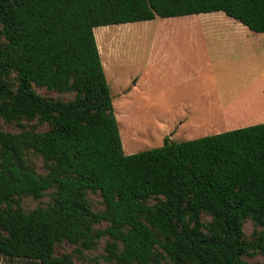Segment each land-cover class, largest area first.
Here are the masks:
<instances>
[{
	"label": "trees",
	"instance_id": "1",
	"mask_svg": "<svg viewBox=\"0 0 264 264\" xmlns=\"http://www.w3.org/2000/svg\"><path fill=\"white\" fill-rule=\"evenodd\" d=\"M218 12L264 34V0H0V259L76 264L56 247L92 250L103 238L112 264L264 257V123L179 143L166 137L126 155L94 34ZM36 88L74 99H48ZM2 122L49 129L12 133ZM50 192L48 207L24 210L25 199ZM89 193L101 196L103 210Z\"/></svg>",
	"mask_w": 264,
	"mask_h": 264
},
{
	"label": "rangeland",
	"instance_id": "2",
	"mask_svg": "<svg viewBox=\"0 0 264 264\" xmlns=\"http://www.w3.org/2000/svg\"><path fill=\"white\" fill-rule=\"evenodd\" d=\"M163 20L165 19L157 17L155 20L149 22L146 25L147 28L144 29L142 25L145 22L100 27L94 30L95 37H97L99 43L98 47L101 52L102 61L105 68H108L109 87L114 98V105L117 107L121 105L126 94H130L126 104L120 107L124 109V117L128 123H126L128 129L123 130V137L127 148L133 150V153L130 155L139 153V151L159 148L163 145L161 140L158 141L157 138V143L154 142V137L160 134L156 130L158 128L157 119L159 117L153 97L156 85L155 75L153 72L149 73L146 83L143 82L142 84L140 83L139 76H137L138 63L142 62L144 57L149 58V52L151 57L155 43L161 44L162 42V37H159L158 41H155V38L158 26L164 25L162 23ZM219 23L218 20L210 18L203 25L190 26L198 28H200L199 26L209 25L221 26ZM174 26L180 27L182 25L176 23ZM103 30H108L109 32ZM255 35L258 38L255 40V37L250 36L249 39L252 43L245 44L241 49V53L248 56L247 61L235 64L233 68L234 72L232 74L227 72L223 76L218 90L210 98L212 103L209 102L208 106L203 108L204 116L202 118L212 120L213 122H217L218 120L225 124L255 122L251 124L253 126L261 124L260 121L264 120V34L256 33ZM195 39L203 42L204 38L198 36ZM173 42L179 44L177 40ZM240 48H236L235 51H238ZM228 49L229 47L226 49L229 52ZM224 60L229 61L227 58ZM253 62L256 63L252 65ZM254 77L260 80H254ZM11 80L15 82L14 76L11 77ZM35 90L41 96L52 100L70 101L74 99V94L61 95L47 89L36 88ZM202 110L200 109V111ZM24 125L25 129H21L15 125H7L2 122L3 130L12 133L29 129H35L36 131H46L49 129L48 126L39 125L35 122H24ZM175 142L177 143L178 141L176 140ZM30 164L40 174H44L47 170L42 159L33 154L30 155ZM51 193H48L41 200L25 199L22 203L24 210L30 212L36 208L48 207L52 204ZM89 200L95 211L104 209L103 200L99 194L89 193ZM106 226V224H102L98 228L104 229ZM254 231V224L251 221L246 222L244 226L245 236L251 238ZM108 242V238H103L97 242L94 249L81 251L76 250V247L69 243H63L56 247V254L58 256L70 254L73 256L76 264H112L106 260L108 256L106 251ZM244 259L250 264H264V257L261 255L255 257L245 256ZM0 264L9 263L6 260L0 259Z\"/></svg>",
	"mask_w": 264,
	"mask_h": 264
},
{
	"label": "crops",
	"instance_id": "3",
	"mask_svg": "<svg viewBox=\"0 0 264 264\" xmlns=\"http://www.w3.org/2000/svg\"><path fill=\"white\" fill-rule=\"evenodd\" d=\"M210 18L218 20L221 26H199L200 28L190 26L203 25ZM148 23H143L142 28H147ZM162 23L164 25L158 26L155 38V41H158L159 37H162V42L155 43L153 51L151 49V57L149 52V58L144 57L142 62L138 63L137 73L141 84L146 83L151 72L156 79L153 97L159 117L156 130L160 134L154 137V142L157 143V138L164 144L166 137L171 143L176 140L184 142L253 126L251 124L255 122L225 124L218 120L213 122L204 119L202 116H204L203 108L208 106L209 102L212 103L210 98L218 90L223 76L227 72L232 74L235 64L248 58L241 53V49L245 44L252 43L250 36L255 37V40L258 38L256 33L227 17L223 12L170 18L163 20ZM176 23L182 26H174ZM198 36L204 38L203 42L195 39ZM95 38L98 43L97 37ZM175 40L179 44L176 42L175 44L173 42ZM227 47L229 52L226 50ZM236 48L240 49L235 51ZM98 50L101 56L99 47ZM225 58L229 61L224 60ZM255 63L253 62L252 65ZM102 65L109 84L108 68H105L103 61ZM254 80L260 79L254 77ZM129 95L126 94L118 107L114 105L113 98L123 151L127 155L133 153V150L125 145L123 130L128 129V123L124 117V109L120 107L126 104ZM260 122L262 124L264 120Z\"/></svg>",
	"mask_w": 264,
	"mask_h": 264
},
{
	"label": "bare ground",
	"instance_id": "4",
	"mask_svg": "<svg viewBox=\"0 0 264 264\" xmlns=\"http://www.w3.org/2000/svg\"><path fill=\"white\" fill-rule=\"evenodd\" d=\"M211 23V22H210ZM169 26V25H168ZM120 27V26H119ZM124 27V26H123ZM122 29V28H121ZM124 29V28H123ZM117 30V29H116ZM120 30V29H119ZM118 30V31H119ZM103 31H108V30H103ZM102 32V31H101ZM109 32V31H108ZM107 33V32H106ZM127 39V38H126ZM116 42V41H115ZM119 42V41H118ZM102 46V45H101ZM107 47V46H106Z\"/></svg>",
	"mask_w": 264,
	"mask_h": 264
}]
</instances>
